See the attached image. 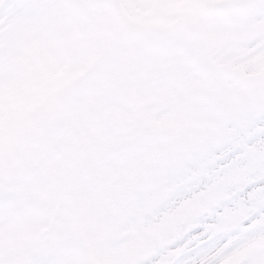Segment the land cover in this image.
<instances>
[{"label": "snow or ice", "instance_id": "6c2138e0", "mask_svg": "<svg viewBox=\"0 0 264 264\" xmlns=\"http://www.w3.org/2000/svg\"><path fill=\"white\" fill-rule=\"evenodd\" d=\"M126 0H0V97L30 71L55 86L30 116L34 144L12 168L4 163L0 109V232L17 224L32 243L0 264H264V79L230 72L235 59L212 48L194 56L197 84L216 101L210 130L185 143L159 144L130 105L146 65L138 59L156 40L132 29ZM238 14L220 22L242 62L264 66V0H227ZM102 17H106L103 19ZM180 55V53H175ZM210 209L182 238L128 256L153 222L181 203L217 188ZM167 199L151 213L156 195ZM244 209L230 227L223 219ZM123 233V238L119 234Z\"/></svg>", "mask_w": 264, "mask_h": 264}, {"label": "rangeland", "instance_id": "374dc122", "mask_svg": "<svg viewBox=\"0 0 264 264\" xmlns=\"http://www.w3.org/2000/svg\"><path fill=\"white\" fill-rule=\"evenodd\" d=\"M157 1H161V0H157ZM127 2L130 3L131 1L127 0ZM132 12L136 15L137 14L142 15L140 6H136L135 10H132ZM155 13L158 14V12H155ZM189 13L191 14V18H194V16H195L194 12L189 11ZM182 16H183L182 19L184 21H187L186 18H189V16H187L186 14H183ZM172 18L174 19L175 16H173ZM217 20L218 21L216 22V27L220 32H222L225 35L227 41H225L221 45H217V46L212 44V43L215 44V42H214L215 37L220 36L221 34H215L214 32H212L214 26L212 25V23L209 22L210 28H207L208 29L207 34H209L208 38H209L210 42H212V43L211 44L207 43V46H206V43L203 42L204 43L203 49L212 48L215 50V53L217 56H219L221 58H225V59H235L237 62L233 63L232 65L240 66L239 61L242 60V56H241V53L239 51V46L242 44L241 42L243 41V38L238 40L235 44H232L230 42V41H232L230 36L225 34L220 28V22H226L227 20L224 19L223 17H217ZM205 25H207V24H205ZM193 27H195V26L193 25ZM204 27L206 28V26H204ZM198 35H199V39L197 41L204 40L203 36H201L200 34H198ZM213 35H216V36H213ZM198 52H200V50H198L197 52L194 51L193 52L194 56ZM172 58H174V57L172 56L170 58V60H172ZM184 58H185V56L182 57V60ZM170 60L167 61L163 58H160L158 64L154 67L153 71L147 70V71H145L143 76L138 75L137 84H136L135 88L133 89V93H134L135 98L137 99L136 101L138 103H142V102L148 101V100L153 99V98H155V100H160L158 97H160V98L163 97V99H165V98L177 99V101H179V102L177 104L175 103V104L171 105L173 108V112L167 116L166 120H164L162 123L160 122L157 124L153 120V118H155V112L154 111L153 112H144L143 109H146V108L142 109V108L136 106L137 104L134 103L135 102L134 98H132V100H131V101H133L132 105L130 103L133 111L135 112L138 123L141 126H143L144 128L152 130L153 133H155V140L159 144H168L170 142H174L177 144L185 143V142L193 139L194 136L199 131L210 130L211 126H212V121L214 119V111L213 110L217 107L220 110H228L233 103V101L230 97L224 96L219 101H216L215 99H213V103L211 104V107L206 106L205 104H201L202 106L200 107L198 102H196V99L190 101L192 103V105H194V107H191V105H189V104L182 105L183 104V103H181V102H183L182 100L186 99L188 96H182L181 95L182 93H180V92L194 91L195 95L197 97H199L206 90L205 87L199 86L197 84V80H196L197 77H192L191 75H189V74L187 75L184 73H180L179 74L180 76L179 75L177 76L174 85H171V87H169V88L164 87L162 89H159L158 93L155 92L152 95H146L145 93H151V91H147L145 89L147 87L148 83L150 81H152V82L162 81L158 77L157 74L168 73V71L170 70L168 68H169V65L171 64V63H169ZM227 65H229V64H226L225 67H227ZM50 68H51V65H48L44 68V71L46 73H48ZM257 69H259V71L257 72V74H255V77L258 79H264V66L258 67ZM235 71H237V70H235ZM44 79H45L44 86L49 85V84H47V82H50V81L52 82L51 79H46V77ZM49 86H51V85H49ZM52 86H55V85L52 84ZM185 86L187 87V90H184ZM40 88H41V86L40 87L36 86L35 89H36V91H38V90H41ZM144 89H145V92H144ZM50 90L51 89H49L47 92H49ZM34 92H33V96H34ZM47 92H45V93H47ZM45 93L38 94L36 96L35 101L31 105H29L30 104L29 102L31 99L30 95L28 97H26L25 99L21 100L20 102L17 101L23 107H20L21 113H19L18 116H16L14 121H18L22 117V119H21L22 122H31L30 116L33 113V111L35 110L37 100L40 97H42ZM177 93H179L181 96H179ZM207 95L209 96V94H207ZM161 102H163V100ZM202 102L203 101H201V103ZM27 105H29V106H27ZM165 108H166V111H170L172 109L169 105L166 106ZM11 113H12V111L9 114H11ZM12 126H13V128H15V123H13ZM157 129H159V130H157ZM160 131H163L160 133L161 135H163L166 132L163 136L164 138L157 135V133H159ZM12 138H15L14 134H11L10 139H12ZM221 191H222V189L218 187L217 189L210 191L207 194H204L202 196H197L191 200L185 201V202L181 203L180 206H178V210H177L178 212L176 214H174L172 216L164 215L162 217V221L158 224L153 222L152 229L150 231L146 232L142 236V238L139 240L142 242L145 241L146 245L145 246H139V247L137 246V250L143 251V252L146 251L152 245L160 242L161 237H163L164 233H167L171 236V241H175L177 239L182 238V236H183L182 233L184 232L183 226L187 225L188 228L191 227L190 222H192L196 218L200 217L203 214V212L208 211L211 207V206H209V200L213 199L215 202V199H216L218 193ZM167 196H168L167 193H161V194L156 195L154 198L150 199L148 201V203L146 204V208H145L146 212H151L152 208L155 207L156 204H159V203L163 202V200L167 199ZM180 210H182V211H180ZM243 212H244V209H236V210H233L230 214L226 215L223 219V227L227 228V227H230L231 225H233L237 221L239 216L243 214ZM173 221H177V222H173ZM123 235L124 234H122V236H119V238H123ZM140 254H142V253H140ZM241 258H242V254H237L235 256V258H232L231 260L227 261L224 264H237L241 261Z\"/></svg>", "mask_w": 264, "mask_h": 264}, {"label": "bare ground", "instance_id": "6f19581e", "mask_svg": "<svg viewBox=\"0 0 264 264\" xmlns=\"http://www.w3.org/2000/svg\"><path fill=\"white\" fill-rule=\"evenodd\" d=\"M167 1L170 3H175V2L180 1V0H167ZM141 4H143V1H141V0H132L130 3L127 4V6H125V10H127V9L129 10V8L131 9L132 7L139 6ZM239 63H240V66L232 65V64H230V65L244 69L249 73L256 71V69L258 68V67L253 68L252 65L243 63L242 60H240ZM44 76L45 75L43 74V71H39V72L30 71V72L26 73L24 78L21 79L19 82L15 81L13 83V85L6 90L3 97H0V105H3V107H0V109H2L4 115L12 108L15 101H17L18 99L23 100L26 97H28L30 95V93L35 90V88H33V87H35L37 85H43ZM154 108H156V107L154 106L152 109H154ZM150 109L151 108H149V110ZM156 109H158V107ZM165 116H167V112H164L160 116H158V119H163ZM175 209H176V207L170 209L168 212H166L164 214L172 216L175 213ZM158 219L159 218H157L156 220H158ZM199 219L194 221L192 223L191 227L195 226L196 223H198ZM174 222H177V221H174ZM191 227L188 228L187 225H184L183 228L185 230L183 233L188 231ZM169 240L171 241V236L167 233H164L161 241H169ZM139 254H140L139 252H136L135 246L127 249V251H126V255H128V256H136ZM230 258H231V256L227 257L223 262L228 261Z\"/></svg>", "mask_w": 264, "mask_h": 264}]
</instances>
